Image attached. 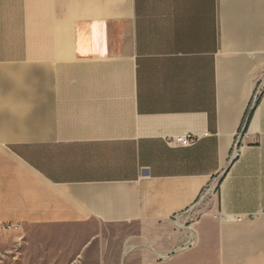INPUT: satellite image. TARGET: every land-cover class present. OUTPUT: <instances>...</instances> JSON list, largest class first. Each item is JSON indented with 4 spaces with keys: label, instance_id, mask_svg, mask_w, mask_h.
Returning <instances> with one entry per match:
<instances>
[{
    "label": "crops",
    "instance_id": "0c3cea01",
    "mask_svg": "<svg viewBox=\"0 0 264 264\" xmlns=\"http://www.w3.org/2000/svg\"><path fill=\"white\" fill-rule=\"evenodd\" d=\"M7 223L12 264H264V0H0Z\"/></svg>",
    "mask_w": 264,
    "mask_h": 264
},
{
    "label": "built area",
    "instance_id": "2783aa9c",
    "mask_svg": "<svg viewBox=\"0 0 264 264\" xmlns=\"http://www.w3.org/2000/svg\"><path fill=\"white\" fill-rule=\"evenodd\" d=\"M262 87H260V89L258 90V93L261 92ZM205 135H209V133L207 132ZM201 139V136H196V135H191V134H187V133H182L181 135H174V136H168L166 137V144H168L169 146L172 147H183V146H193L195 144H197L199 142V140ZM233 151V157L236 158L239 153H240V147L238 146V143H236ZM215 191V188L213 185L207 186L200 197V200L197 204H195L193 207H191L190 209L184 211V213H180L177 214L176 216V220H180L182 218L185 217V215L187 216L188 214L193 213L194 210H196V208H198L200 206V204L208 199L210 196H212L211 194ZM219 215L217 214L215 217L217 218ZM221 219H225L224 215H220ZM238 220H241V217L237 218ZM21 229V225L20 224H16V223H7L4 226V230L5 231H18ZM195 245V241L194 239L191 238H187L185 240V242L183 243V246H181V249H185V247H190V246H194Z\"/></svg>",
    "mask_w": 264,
    "mask_h": 264
},
{
    "label": "rangeland",
    "instance_id": "374dc122",
    "mask_svg": "<svg viewBox=\"0 0 264 264\" xmlns=\"http://www.w3.org/2000/svg\"><path fill=\"white\" fill-rule=\"evenodd\" d=\"M210 198L211 196L200 204V206L197 208L198 210L197 209L195 210L198 212L196 215H193L194 213H191L192 217L196 218L204 213L205 209H207V203H208L207 201ZM4 226L2 227V229H0V264H12V262L8 257H6V255L9 254L8 252L9 247L14 246L16 239L11 234L12 231L4 230ZM13 264H17V263L13 262Z\"/></svg>",
    "mask_w": 264,
    "mask_h": 264
},
{
    "label": "trees",
    "instance_id": "16d2710c",
    "mask_svg": "<svg viewBox=\"0 0 264 264\" xmlns=\"http://www.w3.org/2000/svg\"><path fill=\"white\" fill-rule=\"evenodd\" d=\"M249 118H250V117H249ZM249 118H248V121H249ZM248 121H247V122H248Z\"/></svg>",
    "mask_w": 264,
    "mask_h": 264
}]
</instances>
